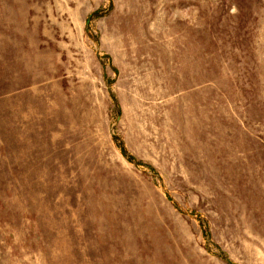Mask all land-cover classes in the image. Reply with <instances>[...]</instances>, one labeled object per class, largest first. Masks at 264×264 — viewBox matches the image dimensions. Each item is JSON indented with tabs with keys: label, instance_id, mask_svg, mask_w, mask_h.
Wrapping results in <instances>:
<instances>
[{
	"label": "rangeland",
	"instance_id": "374dc122",
	"mask_svg": "<svg viewBox=\"0 0 264 264\" xmlns=\"http://www.w3.org/2000/svg\"><path fill=\"white\" fill-rule=\"evenodd\" d=\"M0 264H264V0H0Z\"/></svg>",
	"mask_w": 264,
	"mask_h": 264
}]
</instances>
